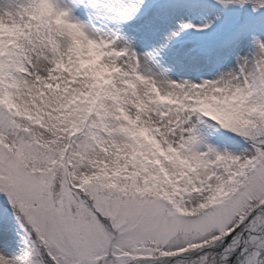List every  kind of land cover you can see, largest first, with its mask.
Returning <instances> with one entry per match:
<instances>
[{
	"label": "snow or ice",
	"instance_id": "1",
	"mask_svg": "<svg viewBox=\"0 0 264 264\" xmlns=\"http://www.w3.org/2000/svg\"><path fill=\"white\" fill-rule=\"evenodd\" d=\"M0 264H264V0H0Z\"/></svg>",
	"mask_w": 264,
	"mask_h": 264
},
{
	"label": "rangeland",
	"instance_id": "2",
	"mask_svg": "<svg viewBox=\"0 0 264 264\" xmlns=\"http://www.w3.org/2000/svg\"><path fill=\"white\" fill-rule=\"evenodd\" d=\"M148 2L149 0H145V4H147ZM127 27L128 30L131 31L134 27V21H129ZM171 75L173 79H176L177 75H179V77L182 79H188L190 78L191 73L187 70H178L176 73H172Z\"/></svg>",
	"mask_w": 264,
	"mask_h": 264
},
{
	"label": "bare ground",
	"instance_id": "3",
	"mask_svg": "<svg viewBox=\"0 0 264 264\" xmlns=\"http://www.w3.org/2000/svg\"><path fill=\"white\" fill-rule=\"evenodd\" d=\"M109 34H111V33H109Z\"/></svg>",
	"mask_w": 264,
	"mask_h": 264
}]
</instances>
